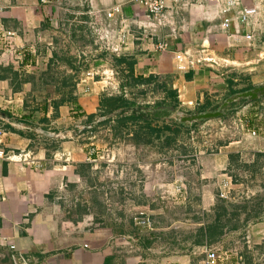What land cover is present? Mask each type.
Returning a JSON list of instances; mask_svg holds the SVG:
<instances>
[{"label":"crops","instance_id":"obj_1","mask_svg":"<svg viewBox=\"0 0 264 264\" xmlns=\"http://www.w3.org/2000/svg\"><path fill=\"white\" fill-rule=\"evenodd\" d=\"M232 3L237 4L232 8L235 13L242 8L251 10L248 27H239L234 21L231 29H224L222 11ZM115 7L122 10L116 20L122 16L131 21V32L134 34V39L120 58L130 57L136 61V76L153 75L165 83L172 81L178 94L175 100L184 105L202 103L206 94L214 93L223 82L217 75L219 70L207 68L204 64L191 67L190 60L197 61L206 53L213 54L218 60L222 56L219 53L223 51L226 54L228 49L238 70L249 74L264 70V0H182L177 38L169 28L156 31L142 28L146 25L145 15L137 0H0V21L14 37L15 58L21 64L13 61L14 70L21 75L20 83L13 84L10 78L0 79V104L2 101L9 104L6 107L8 110L0 105V113L4 111L16 118H25L29 100L38 102L42 96L27 94L30 84L37 90L50 83L41 77L35 79L24 74L25 70L29 72L38 68H30L24 56L28 52L35 56L38 51L37 58L42 56V41L46 33H95L96 28H104L105 23L110 22L105 13ZM143 33L153 35L142 38ZM248 33L253 35L252 42L245 39ZM164 41L169 43V49L156 52L158 43ZM218 45L223 49L219 50ZM1 51L7 52L0 46V55H3ZM179 55H182V61L178 60ZM3 60L6 63L8 59ZM44 69L47 66L37 71ZM65 70L74 74L69 67ZM188 74L191 79L187 78ZM75 83L76 98L85 100L99 94L95 93L98 83H94L92 78L84 75L81 83ZM19 85L21 88H18ZM53 95L61 96L54 92L47 94L43 101L55 103L61 100ZM35 110L41 111L39 107ZM13 112H21V115ZM72 114L67 107L60 106L54 110L50 106L40 121L45 123L43 119H48L51 127H58L61 122H72ZM7 125L0 119V130L4 133L0 137V151L5 154L4 158H0V264H15V254L24 256L29 264H105L107 260L110 264H207L205 247L233 250L242 260L234 256L231 264H264V219L258 223L250 222L216 243L209 244L206 240L195 243L198 230L211 223L205 222L204 216L214 214L213 210L219 202L220 184L226 172L237 178L230 171L233 166H240L237 160L239 157L242 159L245 151L264 154V138L255 143L232 142L213 154L204 155L201 179H198L201 188L198 190L201 198L199 209L203 217L199 222L179 229L169 225L172 211L168 201L144 197L145 175L141 178L137 174V179L123 180L125 170L120 171L123 166H119L115 179L100 175L95 170L94 158L89 150L81 149L79 154L70 142L58 145V141H53L60 137L50 138L34 132H25L35 135L33 138L21 136L7 129ZM33 125H40L42 129L44 126L39 122ZM39 138L45 142L46 138L51 139L48 140L52 144L49 146L53 148L47 149L46 144L43 148ZM54 145L58 148L55 149ZM25 153H31L37 164L9 160V157ZM61 157L63 161L58 159ZM247 162L255 164L256 160ZM249 177L253 179L254 175ZM167 179L173 182L171 177ZM243 182L235 180L232 200L227 204H241L258 195L264 196V189L261 194H246ZM248 193L252 196H247ZM130 206L147 211L154 220L156 230L150 238V247L145 248L144 241L135 248L114 244L118 236L132 237L127 233ZM243 222L244 216L240 223L243 225ZM129 223L131 225L133 221ZM3 239L16 245L17 251H10L3 244ZM125 249L128 251L126 254L120 251Z\"/></svg>","mask_w":264,"mask_h":264},{"label":"rangeland","instance_id":"obj_2","mask_svg":"<svg viewBox=\"0 0 264 264\" xmlns=\"http://www.w3.org/2000/svg\"><path fill=\"white\" fill-rule=\"evenodd\" d=\"M97 34L98 33H85V31L83 33H46L42 41V56L39 57V59L37 58L39 56V51H36L37 53L35 56L29 52L25 54L24 58L27 57L29 67L38 68L34 71H29L30 73L27 72L28 70H25L24 74L28 75L30 78L35 77V79H38L41 77L50 81L48 86H44V89L40 87L35 90L30 84L29 90L26 91L27 94L42 95L38 102L29 100L30 106L29 109H27L28 114L26 116L31 117V122H34V124L39 122L47 126L40 121V117L44 115L47 104L54 108V110L58 106L56 102V105H54L55 103L43 101L47 94L56 92V87H60L64 79H68L69 84H74L75 82L81 83L84 75L86 76L88 72L96 73L93 80L94 83H98V89L96 88V90L95 86L93 89H95V93L98 92L99 94H94L85 100L77 97L76 102L67 103L63 107H67L69 112L71 114L73 113L71 116L73 119L95 114L97 117L94 123L101 120L100 116L102 113L99 104L101 98L105 96L122 97L132 105L151 109L161 106H177L179 111L185 115H189L200 111L216 109L231 95L230 92L232 90L241 91L248 88L264 86V70H259L255 73L256 75L238 70V65L233 63L234 61L231 60L233 57H231L228 49H226V54H224L223 51L219 53L222 56H220L217 61L222 67L220 66L219 68L213 65V63H203L207 68L209 66L211 69L219 70L220 72H218L217 75L223 79V82L218 85L214 93L206 94L202 103L191 104L192 106L184 105L182 102L176 101L170 97L169 93L176 91L173 88L174 85L172 81L165 83L162 79H158V81L141 84L138 83L137 80L131 79L127 68L124 66L121 67L118 64L117 61L120 60V57L115 53L107 52L101 48L97 42ZM39 45H41V43H39ZM218 47L219 50L223 49L222 46L218 45ZM1 52L5 55V51ZM55 54L60 56L65 55V57L71 59L75 58L77 64H81V71L77 75H75V73L69 74L65 70V68L68 67L67 64L56 62L52 65V71L48 73V66H50V61ZM213 57V54L206 53L204 58L209 59ZM17 60L14 59V62H17ZM46 66L47 69H44L45 71H37L39 68ZM241 69L243 70V68ZM105 72L110 76L109 81H107L106 76L103 75ZM112 73L114 76L111 75ZM105 81L109 84L107 85L104 83ZM230 83L233 84L230 85ZM75 89L77 91V84ZM66 90L69 91L70 88ZM53 96L55 97L56 95ZM56 97L61 99L59 95ZM0 105L2 109L8 110L6 107H8L9 104L5 101H2ZM36 107H39L41 111L36 112ZM13 113L15 115H21V112ZM26 116L24 117L27 118ZM116 120L117 118H112L111 120L109 119V123L103 126H97L98 124L95 125L96 128L94 127L95 129L93 128L91 130L93 132H84L85 127L91 126L87 123L80 124V126L78 125L77 129L75 124L72 133L67 135L64 133L59 134L60 139L57 143L61 145L62 143L70 142L69 144L75 147L74 150L79 154H81V149L84 151L89 150L92 154V158H94L92 162L95 165V170L99 171L100 175H109L112 179H115L118 174L119 166L124 167L120 171L125 170L123 180L126 178H129V180L137 179L138 175L143 178L145 175L143 178V185H145L144 188H146L145 195L148 197L145 195L144 197L147 199L152 197L159 201H168L169 204L167 205L172 211L169 225H173L172 228L180 229V227L191 226L199 222L203 217L199 209L201 198L198 196V190L201 188L198 179H201V160L202 158H206L204 155L213 154V152L220 150V148L225 145L228 146L229 143L232 142L244 141L247 143H255L263 140L264 99L247 105L238 103L234 107H230L225 117L221 119L204 122L197 127L185 129L180 136H174L169 133L158 139L155 144L149 146L143 145L146 143L144 140L146 139L144 138L146 134H143V139H141L142 137L140 136L142 133H145L144 129H147L143 122H129L126 130L119 131L115 129ZM81 121L83 122L84 120ZM174 121H177V119H174L173 122ZM173 122L170 121L168 126H172ZM156 125L161 128L165 126L162 122L156 123ZM76 130L79 131L78 135L74 133ZM168 136L171 137V140L165 138ZM39 141L43 144V148H45L46 145H48L46 147L47 149L51 150L53 148V146H49L52 144L48 140L45 142L43 138H39ZM166 141L168 143H166ZM136 143L139 145H136ZM259 153L260 152L254 153L249 150L243 152L242 159L239 157L237 160L240 166H233L230 171L235 174L237 178L232 177L227 172L226 176H224L233 180L237 179L241 182L244 181L243 190L246 194L247 192L261 194L264 189V154ZM51 158L54 159L55 157L52 155ZM58 159L64 160L63 157ZM250 159L256 160V163L252 164V162H247ZM140 171H143L141 172L142 174L139 173ZM249 175H254V178H248ZM165 176L171 177L173 182L171 179L165 178ZM164 178L166 180H164ZM176 180L184 182L183 186L185 185L189 192L185 198H180L177 195L174 196L175 189H177L174 184ZM158 187L161 188L158 189ZM167 190L170 193L164 194ZM249 193L247 196L251 197L252 195ZM231 200L232 197L225 202H230ZM139 211L141 210H136L132 206L129 208L127 214V233L130 235H135L136 233L135 230H133V224L130 225L129 222L133 220L134 215ZM115 234H118V232ZM120 251H123L124 254L128 252L126 249Z\"/></svg>","mask_w":264,"mask_h":264},{"label":"trees","instance_id":"obj_3","mask_svg":"<svg viewBox=\"0 0 264 264\" xmlns=\"http://www.w3.org/2000/svg\"><path fill=\"white\" fill-rule=\"evenodd\" d=\"M13 58L15 59L14 56H6L5 59H8L7 62L6 63H3V62L0 63V67L2 66L0 68V79L6 80L7 78H10V79H12V83L15 84L17 81H19V83H20L19 79H21V75L14 70V64H13L14 59ZM56 62H59V63L62 62V63L67 64V66L72 70V72L75 73V75H77L81 71V64L78 65L75 58L71 59L69 57H65V55L60 56V55L55 54V55H53V57L50 61L48 73H50L52 71V65L55 64ZM117 62L121 67H123V66L126 67L128 70L129 77L131 79L137 80L138 83L145 84V83H150L152 81H158V78L154 77L152 75L147 77V78H145L143 76H140V77L136 76V74H135L136 61L131 59L130 57H121L120 60H118ZM18 64L20 65L19 62H18ZM4 65L6 67H4ZM187 78L191 79L190 74L187 75ZM232 84L233 83H230V85H232ZM18 88H21L20 85L18 86ZM68 88H70L69 91L66 90ZM75 88H76V84L75 83L69 84L68 79H64L63 84L60 87H56V92L58 94H61L62 97H61L60 101H56V103H58V106L55 110L59 109L60 106H64L67 103L70 104V103H74L77 101V98L74 95L75 90H76ZM251 89H253V88H248V89H244L241 91L232 90L230 92V94L234 95V94L245 92V91H248ZM169 94H170V97H172L173 99H175V97L178 96L176 91L171 92ZM56 103H55V105H56ZM240 104H243V102H241ZM235 105L236 104L232 105L231 107H234ZM49 107H50V105L47 104L45 114L47 113ZM99 107H100V110L102 113L100 117L102 118V117H106L108 115H111L116 111L123 110V109L128 108V107H138V106H135V105L128 103L126 101V99H124L122 97H114V96L113 97H107V96H105V97L101 98ZM172 107H175L176 109H178L177 106H172ZM216 109H214V110H216ZM205 111H208V110H205ZM200 112H204V111H200ZM3 113H5L7 116L11 117L12 119H14L20 123L30 125V126L34 124L33 122L30 121L31 117L19 119V118H16V117L12 116L11 114L6 113L4 111H3ZM123 114L124 113H122L120 116L116 117L117 120L115 121L116 122V128L115 129H117L119 131L126 130L128 128L129 122H136V121L143 122L146 125L147 129L146 130L144 129L145 133H142L140 136L142 137L141 139H143V134L144 135L146 134L144 137V138H146V139H144L146 143L143 144L145 146L155 144V142L158 141V139L162 138L163 136H166L169 133L173 134L174 136H178V135L180 136L182 131H184L185 129L191 128L190 126H184V125L178 123L177 121L173 122V120H165V121H162V120H144V119H141L139 117H134V116L124 117ZM96 117L97 116L95 114L77 117V118L73 119L72 122H66V121L61 122L58 127H51L49 120L43 119V121L46 124L49 123L47 126H43V129L46 131L57 133V134H59V133L68 134L75 127L77 129L78 125L80 126V124L87 123L88 125H92L94 123ZM81 120H84V121L82 122ZM170 121L173 122L172 126H168V123ZM109 122L110 121L108 119L107 121H102L100 123H97L98 125L97 124L96 125L97 126H103ZM159 122L164 123L165 126L162 128L158 127L156 125V123H159ZM202 123H204V122H202ZM202 123H197L193 127H197L198 125H200ZM75 124H76V126H75ZM7 129H9L12 132L17 133L21 136H29L32 138L35 137V135H33V134H27L25 132H17L16 129L10 125H7ZM84 132H89V131H84ZM84 132H81V133H84ZM90 132H93V131L90 130ZM74 133H75V135H78L79 131L76 130V131H74ZM165 138L167 140H171V137H169V136L165 137ZM46 140H51V139L46 138ZM53 141L57 142L58 140H53ZM166 143H168V142L166 141ZM137 144L138 143H136V145ZM54 148L57 149L58 148L57 145H54ZM232 158L234 159V157H232ZM234 182H235V180H234ZM213 213H214L213 215H207L206 214L204 216V221L205 222H211V223L209 225L206 224L203 228L198 230V232L196 234V240H195L196 244H200L201 242H203V240L204 241L206 240L207 243H209V244L210 243H216L217 241L223 239L224 237H227L228 235L232 234L233 232L238 231L240 228L247 226L250 222H252V223L261 222L264 219V196L262 197V195H258L254 198L243 201L241 204H233V203L227 204L225 201L219 199V202L216 204V206L213 210ZM242 216H244L243 225L240 223ZM150 217L152 219L151 215H150ZM153 223H154V220H153ZM133 226H134V224H133ZM154 229L156 230L155 223H154ZM134 230H135L136 234L132 235V238L134 240L133 248H135L136 245H139L143 241H144L143 246L145 248L150 247L151 246L150 238L154 235L155 230L153 232H141L135 226H134ZM122 236H126V235H122ZM105 264H110V261L108 263V260H107L105 262Z\"/></svg>","mask_w":264,"mask_h":264},{"label":"built area","instance_id":"obj_4","mask_svg":"<svg viewBox=\"0 0 264 264\" xmlns=\"http://www.w3.org/2000/svg\"><path fill=\"white\" fill-rule=\"evenodd\" d=\"M137 4L141 7L144 12V19L146 21V25L142 26V28L147 29V27L156 31L158 29L169 28L172 31V34L175 35L174 38H177V21L180 16V8L182 5V0H137ZM237 7V4L232 3V6L222 11L223 17V27L225 30L231 29L234 21L240 27H248L249 19L251 16V10L249 8H242L237 13L234 12L232 8ZM233 11V12H232ZM121 7H115L109 11H107L106 19L110 20V22L105 23L104 28H96L95 33L97 34V42L101 46L102 49L106 50L110 53L117 54L120 57V54L124 51V49L128 48L129 42L134 39V34L131 32L132 22L119 16V20H116V16L121 15ZM177 19V20H176ZM179 27V26H178ZM147 35H153V33H143L141 34L142 38H147ZM151 37V36H150ZM13 35L6 30L4 24L0 21V46L7 50L5 52L8 56H14L16 54V49L13 47L14 40ZM245 39L247 42L253 41V35L248 33L245 35ZM116 42V43H115ZM117 44V45H115ZM169 49V43L164 41L158 43L155 50L156 52H166ZM6 55H0V63L3 62ZM178 60L182 61V55H179ZM17 59V58H15ZM214 57L205 59L204 57L198 59L197 61L190 60L189 66L194 67L195 65H200L203 63H213V65L220 68L221 65L217 63ZM225 66V65H224ZM222 67V66H221ZM96 73L88 72L85 77L94 79ZM103 75L106 76V80H110V76L105 72ZM114 76V74H111ZM104 77V76H103ZM107 81V85L109 84ZM4 133L0 130V137L3 136ZM5 154L3 151H0V158H4ZM11 162H23L28 163L30 165H36L37 161L33 158L31 153H25L20 155L19 157L13 156L9 157ZM175 184V193L174 196L177 195L180 198H185L188 195L187 188L184 182L180 180H176ZM235 182L233 179L229 177H224L220 184L219 189V199L223 201H228L231 199L233 192L235 190ZM156 188V187H155ZM161 187H158V189ZM174 191V189H173ZM170 192L165 191L164 194H169ZM134 226L139 229L141 232H153L154 223L151 219L149 213L144 211L137 212L133 217ZM134 240L129 236H118L114 239V244L117 247H132ZM3 244L9 247V250L12 252L17 251L16 245L8 243L3 239ZM206 253V263L207 264H231L230 260L232 257H239L236 252L233 250H223L220 248H209L205 247ZM242 258L239 257V261ZM15 264H29L28 260L22 256L21 254H15L14 256Z\"/></svg>","mask_w":264,"mask_h":264},{"label":"water","instance_id":"obj_5","mask_svg":"<svg viewBox=\"0 0 264 264\" xmlns=\"http://www.w3.org/2000/svg\"><path fill=\"white\" fill-rule=\"evenodd\" d=\"M264 99V86L256 87L251 90L237 93L229 96L224 100V102L216 109V110H208L204 112H199L195 114L185 115L178 109L172 106H162L155 109L144 108V107H128L123 110H119L109 115L108 117L101 118L100 121L94 123H100L102 121H107L108 119L116 118L120 116L122 113L124 117L134 116L139 117L144 120H176L177 122L184 125L193 127L197 123L208 122L212 120H217L225 117L229 108L234 105L243 102L244 105L258 102ZM0 119L6 121L9 125L16 129L18 132H30L37 133L39 135L50 137V138H58L59 135L55 133H51L39 127L38 125L26 126L22 123L17 122L11 117L7 116L5 113H0ZM91 125L89 127H85L84 131H90L93 129L95 125Z\"/></svg>","mask_w":264,"mask_h":264}]
</instances>
